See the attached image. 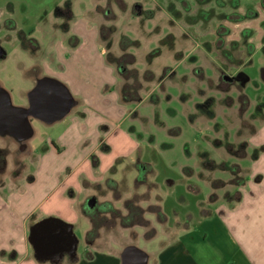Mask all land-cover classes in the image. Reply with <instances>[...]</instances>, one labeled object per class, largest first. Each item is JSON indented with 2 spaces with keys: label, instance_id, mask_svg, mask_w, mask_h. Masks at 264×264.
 I'll use <instances>...</instances> for the list:
<instances>
[{
  "label": "rangeland",
  "instance_id": "rangeland-1",
  "mask_svg": "<svg viewBox=\"0 0 264 264\" xmlns=\"http://www.w3.org/2000/svg\"><path fill=\"white\" fill-rule=\"evenodd\" d=\"M243 1L0 0V47L7 53L0 59V87L10 94L15 106L26 103L27 92L35 86L34 55L23 48V41L31 37L33 41L47 43L44 49L49 51V44L61 40L63 30L74 20H82L84 9H92L95 2L96 10L87 18L101 25L102 43L120 75L122 94L139 100L128 105L133 115L124 125L125 129L133 126L138 151L126 154L127 161L118 166L109 186L103 181L96 190L86 192L87 200L95 199V205L83 208L90 224L85 216H80L75 225L81 248L87 242V247L119 254L130 245L148 246L150 250L157 248L153 242L167 244L173 239V228L162 213V196L168 193L165 190L168 180L176 182L173 186L176 195L183 194L188 185L196 183L204 187L207 183L215 187L214 198L222 197L224 191L232 190L231 185L239 182L238 171L250 166L240 164L239 157L243 151L246 156L251 151L249 139L263 122L264 115L253 105L237 100L240 87L233 78L237 68L233 66L236 59L232 56H240L236 42L239 35L244 40L253 31L243 33L244 28H238L237 21L244 16L228 7L241 5L240 11L250 17L255 1L248 0L245 4ZM251 40L257 52L251 64L242 69L250 78L244 92L253 101L264 103L261 69L264 44L256 37ZM226 43L230 50L225 47ZM185 48L188 49L185 51ZM191 50L199 58L182 63L158 87L157 80L171 72L165 68L179 65L171 56L184 57ZM225 55L233 59V65L227 59L229 67L221 63ZM164 92L178 93L177 100H170L171 96H165ZM187 96L196 102L191 111L181 105L182 98ZM181 109L184 110L179 112ZM189 116L196 120L195 126H191ZM65 125L67 120L50 126L33 119L34 135L30 144L40 153L44 146L50 150V139L56 137L53 130ZM1 141L16 149L8 161L10 171L15 167L17 172V168L37 166L38 154H33L29 141H26V151H21L9 135L0 136ZM140 161L150 164L148 170L153 169L155 177L146 176L145 172L143 176L140 174L136 167ZM13 177V172L5 177L0 175V183L3 179L9 182ZM189 200L193 203L197 199Z\"/></svg>",
  "mask_w": 264,
  "mask_h": 264
},
{
  "label": "crops",
  "instance_id": "crops-1",
  "mask_svg": "<svg viewBox=\"0 0 264 264\" xmlns=\"http://www.w3.org/2000/svg\"><path fill=\"white\" fill-rule=\"evenodd\" d=\"M254 1L255 10L249 13L250 17L240 11L241 5L228 7L244 16L237 21L238 28H244L243 33L251 29L253 32L244 40L239 35L236 42L240 56H232L236 65L229 56H222L221 63L230 61V65L237 68L233 76L241 89L237 91V100L253 105L264 115V103L253 101L244 92L250 78L242 71L251 64L257 52L251 37L262 39L264 44V5L262 0ZM243 2L248 3V0ZM96 5L95 2L92 9H84V18L74 20L63 30L61 40L49 44V51L44 49L47 43L33 41L31 37L23 41V48L34 55V88L41 79L57 80L68 89L77 105L61 119L50 123L29 116V132L23 126L0 131V136L9 135L15 141L18 137L25 143L29 141L33 154H38L39 158L35 168H17L16 172L15 167L10 171L8 161L16 149L0 142V150L7 152L4 155L7 165L0 175L15 174L11 181L3 179L0 183V264H264V120L249 139L251 151L246 152L247 156L243 151L239 157L240 164L250 166L238 171L239 182L231 185L232 190L224 191L222 197L214 198L215 187L207 183L204 187V184L188 185L183 194L176 195L173 187L176 182L167 181L165 190L168 189V193L165 194L167 197L162 196V213L173 228L170 242L164 245L153 242L157 248L150 250L148 246L130 245L118 254L87 247V242L81 248L78 241L75 252L69 250L74 247L72 233L76 237L75 225L80 216H85L90 224L83 212L90 200H87L89 194L86 192L96 190L103 181L109 186L111 177L117 175L118 166L127 161L126 154L139 148L133 137V126L124 128L133 115L128 105L134 102L126 101L122 94L120 75L116 66L108 61L102 43L101 25L87 18L94 13ZM229 46L226 43L227 50ZM192 51L184 57L171 56L174 61H179V65L165 68L171 72L157 80L158 87L163 86L182 63L199 58V55H192ZM261 69L264 80V66ZM241 80L245 81L242 85ZM32 90L26 94V103L12 105L29 108ZM151 91L153 93L154 89ZM164 95L171 96L170 100L178 98L175 92H164ZM182 99V108L187 106L191 111L196 102L188 96ZM33 119L50 126L67 120V125L53 130L56 137L50 139V150L44 146L45 152L40 153L30 144L34 135ZM188 120L191 126L196 125L195 119L189 116ZM27 133L31 134L25 136ZM119 148L121 150L116 154ZM242 172L246 173L242 175ZM151 175L155 177L153 169ZM154 182L159 186L156 180ZM189 198L197 200L191 203ZM41 223L43 225L37 228L38 240L47 250L40 255L31 240V232Z\"/></svg>",
  "mask_w": 264,
  "mask_h": 264
},
{
  "label": "water",
  "instance_id": "water-1",
  "mask_svg": "<svg viewBox=\"0 0 264 264\" xmlns=\"http://www.w3.org/2000/svg\"><path fill=\"white\" fill-rule=\"evenodd\" d=\"M30 107L19 108L12 105L10 94L0 88V131L4 129L14 128L19 129V126L25 127V131L29 132L30 121L29 116H33L45 122H54L65 116L77 102L71 97L68 89L51 78H44L38 81L36 87L30 93ZM27 133L25 136H29ZM89 207L95 205V199H90L87 203ZM34 227L31 232V240L38 254H42L47 247L43 246L38 240V227ZM74 239V247H69V250H75L78 246V239L72 233Z\"/></svg>",
  "mask_w": 264,
  "mask_h": 264
},
{
  "label": "flooded vegetation",
  "instance_id": "flooded-vegetation-1",
  "mask_svg": "<svg viewBox=\"0 0 264 264\" xmlns=\"http://www.w3.org/2000/svg\"><path fill=\"white\" fill-rule=\"evenodd\" d=\"M6 55H7L6 51L3 48L0 47V59H4L6 57ZM17 138H16L17 147L19 146V149H21V151H26V149H27L26 143L20 141ZM6 153L7 152L0 150V171L4 170L6 165H7L6 160L4 158V155Z\"/></svg>",
  "mask_w": 264,
  "mask_h": 264
},
{
  "label": "trees",
  "instance_id": "trees-1",
  "mask_svg": "<svg viewBox=\"0 0 264 264\" xmlns=\"http://www.w3.org/2000/svg\"><path fill=\"white\" fill-rule=\"evenodd\" d=\"M103 30H101V36L103 37ZM226 56V55H225ZM226 57H228V56H226ZM108 58V57H107ZM108 61L111 63V61L108 59ZM124 95V94H123ZM124 98H125V100L126 101H135V102H137V101H139V100H137L136 98H131V97H129L128 96V94H125L124 95ZM141 99V98H140ZM141 101V100H140ZM136 167L138 168V169H140L139 171H140V174H142V176H143V173L145 172L146 174V176H147V174H150V172H151V170H148L149 169V165H147V164H145V163H142V162H139L137 165H136ZM142 179H144V177H141Z\"/></svg>",
  "mask_w": 264,
  "mask_h": 264
}]
</instances>
